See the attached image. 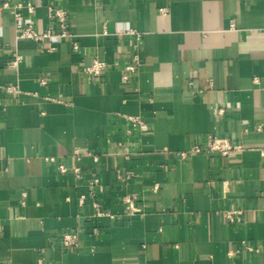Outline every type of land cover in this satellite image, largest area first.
<instances>
[{
	"label": "crops",
	"instance_id": "obj_1",
	"mask_svg": "<svg viewBox=\"0 0 264 264\" xmlns=\"http://www.w3.org/2000/svg\"><path fill=\"white\" fill-rule=\"evenodd\" d=\"M262 149L264 0H0V264H264Z\"/></svg>",
	"mask_w": 264,
	"mask_h": 264
},
{
	"label": "built area",
	"instance_id": "obj_2",
	"mask_svg": "<svg viewBox=\"0 0 264 264\" xmlns=\"http://www.w3.org/2000/svg\"><path fill=\"white\" fill-rule=\"evenodd\" d=\"M5 8H10L14 10V15L16 18V27L18 30V37L19 38H28L32 39L38 42H43L46 39L50 40H59V39H65L70 40L73 37V33L70 31L68 19H67V13L63 9H50L49 17L52 18L56 22V25L58 26V30L56 32H53L51 30L45 31V32H39L35 29V27L27 22L24 19V16L21 13H18V10L23 8L22 4H17L15 6H11L8 3L4 4ZM27 10L29 12H33L34 7L31 4H28L26 6ZM164 12V10H162ZM232 27H234V24H231ZM128 33H136L134 30H129ZM79 44L77 42L73 43V49L78 50ZM21 60L20 55H18L16 52H13L11 56L8 57L7 63L8 66L11 68H16ZM139 63L138 56H134L133 62L129 64L126 68L127 74L124 76V80L129 79V73H134L137 70V65ZM105 68V64L99 60H94L90 66L86 68L87 72L89 74L98 75L101 73V71ZM258 81V79H256ZM8 91L13 92L17 90L16 86H9L7 88ZM140 125V129L144 130L147 129L146 125L143 124V122L138 121ZM244 148L242 145H240L235 140L223 137V136H217L214 134H209L207 136V142L204 145L197 144L192 146V148L189 150L190 153H200V152H206V153H217L221 156H231L235 154L236 152L243 151ZM262 154L264 156V149H262ZM187 152L181 153V156H186ZM51 161H54L53 158H50ZM60 172L66 173L68 171V167L64 164H59ZM76 172L79 171V168L75 169ZM129 206L128 209H130L131 213L137 212V208L134 207L132 202L128 200ZM104 213L101 212L98 208V205H96V216H103ZM110 215V214H108ZM113 218V216H112ZM226 218L231 223H237L240 222V212L239 211H230L226 214ZM61 243L63 248L65 249H73L80 245V234L79 232H63Z\"/></svg>",
	"mask_w": 264,
	"mask_h": 264
}]
</instances>
